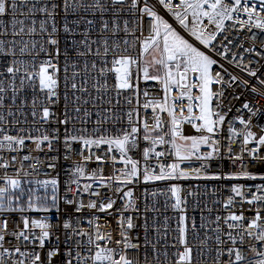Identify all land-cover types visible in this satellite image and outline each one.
I'll list each match as a JSON object with an SVG mask.
<instances>
[{"label":"snow or ice","instance_id":"1","mask_svg":"<svg viewBox=\"0 0 264 264\" xmlns=\"http://www.w3.org/2000/svg\"><path fill=\"white\" fill-rule=\"evenodd\" d=\"M261 32L264 0H0V264H264V109L237 107L264 98ZM189 179L237 182L213 208Z\"/></svg>","mask_w":264,"mask_h":264},{"label":"built area","instance_id":"2","mask_svg":"<svg viewBox=\"0 0 264 264\" xmlns=\"http://www.w3.org/2000/svg\"><path fill=\"white\" fill-rule=\"evenodd\" d=\"M257 31L256 29H253V32ZM240 35L242 37H245V40H244V46L245 47H248L250 46L251 44V41L249 39H247V37H251L252 36V32H244V31H241ZM264 43V32H261V33H258V35L256 36V41H255V47L257 48V50H261L260 49V45ZM240 51H243V49H240ZM245 59H252L253 60V65L251 66H255L258 68V74H261V75H264V67H260L259 65L264 63V61H260L258 62V58L255 56V53H251V54H246L245 56ZM226 67H229L230 68V71H233L239 75H243L245 78H248L247 77V74L245 73H242L240 72L238 69H236L234 66H229V65H226ZM256 81L253 79L252 80V83H255ZM145 83H148V84H155V82H141V85L142 87L144 86ZM237 91H243L242 88H237L236 89ZM228 91H231V90H228ZM244 98H248L250 100H253V101H256L258 100L259 101V106L261 107V109H264V98H261L259 96H257L256 94L254 93H251L250 91L249 92H245L244 96L241 98V101H238L237 102V107L239 106V103L242 102V100ZM150 112V110H149ZM235 114H239L236 112V109L234 108L233 111H232V115H235ZM245 115V118H247V110H244V113ZM264 123V111H261L259 113H257L256 116H254L252 118V124H253V130L254 131H259V129L256 127L257 124H262ZM237 126L239 127V123L237 122ZM89 128H91V125H89ZM187 128V126H186ZM190 130V129H188ZM144 145L143 143L140 145V147L142 148ZM238 146L236 148H234V151H238ZM103 151V147L101 149V152ZM133 155V157H136L138 156V152L137 151H133L131 153ZM260 155H264V151H261ZM169 161L168 160H165V163H168ZM221 162H214L212 164V170H217V168L219 167V164ZM224 167H225V170H227L228 168L231 167L230 165V162L228 160H224L222 161ZM119 166V165H118ZM246 167L248 165H245ZM62 167L63 168H67L69 167V165L67 164H62ZM92 167H96L95 164H90L89 165V169H91ZM108 165H105V172L107 173L108 171ZM252 169L253 170H260V171H264V164H259V163H255L253 165H251ZM158 170V169H157ZM232 170H235V168H232ZM66 180V177L65 175L63 174V172H61L60 174V192L63 193L64 192V181ZM176 182H179L181 184H183L184 186H192L195 190L196 186L199 185V190L200 191H208L209 192V195L207 196V202L209 203V206L210 207H213L215 208L216 205H212L211 201L214 199V197L211 195V189L213 187H217V186H223V185H227L231 182H237V181H226V180H204V179H189V180H181V181H176ZM240 182H244L246 185L247 184H250L251 181H240ZM257 182H260V181H257ZM73 187H75L73 185ZM168 185L165 183V182H161V181H155V182H143L141 181L139 184H137L136 186H134V195L135 197L137 198V203L139 204V207L141 210H143L145 208V205L148 204L150 206H154L156 209H158V212H148L147 215H148V218H149V221H151V219L155 216L157 218L158 221H163V217L164 216H169V217H174L176 215V213L171 209L170 206H168V202H166L165 200V196L164 195H161V194H157L155 197H153L151 195V193L153 192V190H157V192H159L160 189H165L167 188ZM145 189H147V195H145ZM84 200L87 201L88 199V196L87 194H84L83 196ZM201 199V206H203V202L205 201V197L201 196L200 197ZM65 206L63 204V202H61V208L63 209ZM245 207H247V205H245ZM69 212H72L73 209L72 207H68L67 209ZM188 213L189 215H196L197 217H199V210H194L192 208V203L190 202L189 203V207H188ZM87 214V212L85 211V215ZM32 215H39L38 213H35L33 212ZM48 215H50L53 219H52V223L55 225L57 223H59L60 221H57L55 219V217L57 216V213L56 211L53 209L51 210ZM75 215H79V214H75ZM63 219V217H61V220ZM136 221L138 224H141L143 223V217L140 216V217H136ZM174 223V222H173ZM58 233L61 231V230H57ZM137 232H140L141 233V238L143 236V233L141 231V229L137 228L133 231V237L135 238L136 236V233ZM54 239V237H53ZM130 255H134V253H130ZM210 259V257H209Z\"/></svg>","mask_w":264,"mask_h":264}]
</instances>
